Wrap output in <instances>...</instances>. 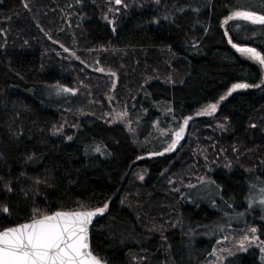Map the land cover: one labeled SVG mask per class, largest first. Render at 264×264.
Here are the masks:
<instances>
[{"label": "trees", "instance_id": "trees-1", "mask_svg": "<svg viewBox=\"0 0 264 264\" xmlns=\"http://www.w3.org/2000/svg\"><path fill=\"white\" fill-rule=\"evenodd\" d=\"M114 1L0 0V230L34 214L106 204L89 244L109 264H138L134 254L153 258L150 264H202L230 228L255 225L264 239L262 71L231 46L223 26L235 11L264 16V0ZM227 28L235 42L264 53V24L233 20ZM53 39L82 52L107 50L100 60L119 70L121 102L142 114L138 140L105 116V98L89 87L93 74ZM158 51L175 68L167 80L156 77ZM107 52L123 59L108 60ZM238 82L254 86L192 121L199 151L185 149L188 141L171 151L143 141L161 115L177 126ZM186 161L197 177L179 175ZM137 168L147 170L144 182L135 180ZM163 178L167 195L156 189ZM138 184L141 197L132 193ZM146 191L171 205L169 218L161 205L151 208ZM224 264L264 258L252 246Z\"/></svg>", "mask_w": 264, "mask_h": 264}, {"label": "rangeland", "instance_id": "rangeland-1", "mask_svg": "<svg viewBox=\"0 0 264 264\" xmlns=\"http://www.w3.org/2000/svg\"><path fill=\"white\" fill-rule=\"evenodd\" d=\"M115 4L118 5L116 2H115ZM236 12H247V11L240 10V11H235V12L231 13L228 17H226L223 20V26L227 30L231 46L233 48H235L244 58H247L251 61H254L255 63H257L260 66L261 71H262V79H261L259 84H262V83H264V64H260L257 60L251 58L247 54L241 53L238 49L239 48H254L262 56H264V53L261 51L260 48H258L256 46L248 45V44H240V43L235 42L231 38V35L228 31L227 26H228V23L230 21L241 20V21L252 22L251 20H245L242 17H236V18L229 20L228 18L232 17L233 14ZM113 13H115V11H113ZM225 21H227V23H225ZM53 41L55 43H57L58 45H60L61 50L65 53L66 57L81 63L83 65L86 73H87V70H89L87 75L93 74V77H95V80H97L95 87H93L92 84H91V86H89L87 83H84L83 87L89 86L90 90H92V92L95 93V91H96V93L99 92L103 95V97L105 98V103L107 104V107H108V109L105 112V116L113 122H120V123L125 124L128 127V129L131 131L132 136L136 140H138V138L141 136V132L143 131L142 130L143 121L140 119L142 114L135 113L130 107L127 106L128 102L126 104L121 102L124 99V93L121 92V89H120V83H119L120 72L117 68L112 66L111 63H107L105 61L103 63L100 60V58H103L101 56V54H104L107 50H104V48H98V50H89V51L85 50L82 52L80 50H77V48H75V47L70 48V47L64 45L63 43L58 42L55 39H53ZM233 45H235V47ZM123 56H125V55H123ZM129 56H130V54L127 55L126 57H129ZM157 56H158V58L163 57V59L160 60L161 64H158V63L155 64V65H158V68L155 71L158 74H157V76L156 75L155 76L162 78L164 80H167V77H165V75L168 72L170 73L173 69H175L173 67L172 62H171V58H169L170 59L169 60L168 59L169 54H167V53L165 54V52L163 54V51H158ZM105 58H107L108 60H112V61H114L115 59H118V60H120V62H121V59H123L122 57H119V55H116L112 52H107ZM136 62H137L138 67L140 68L141 61L137 60ZM121 65H122V63H121ZM141 65H142V63H141ZM100 69H103V71H100ZM237 84H247V85H249V87L238 88L235 90L248 89V88H252L254 86L252 84L245 83V82H238V83L233 84L229 88V90L225 94L222 95V97L219 100L203 105L193 115H190V116L180 120L177 126L172 125L174 121H170V120H169L170 124L167 125V122L164 121V115H161V118L157 119L153 123L151 133L147 134L148 137L143 139V141H147V140L148 141H161L163 143H166V146H167L166 149L168 150L173 145V143L177 141L176 133L179 132L181 128H183L184 131L181 135V138L178 141L179 143L174 147V149L178 145H181L185 141H188L187 142L188 144H186V147H184L185 149H189V146H192L190 148L191 149L190 151H194V152L199 151L202 148V146L200 144L201 140L198 137L199 131L198 130H196L194 132L191 131L190 125L192 124V121H194V119H200L202 117L214 116L217 113L222 102H224L227 99V97L232 92L235 91V90L233 91L232 89H233L234 85H237ZM87 101H88V104H93L92 99H87ZM212 104L217 105L216 111L214 113H212L211 115L202 114V113H205V109H207ZM132 105H133V103H132ZM162 105L163 104H161L160 106H162ZM167 108H168L167 106H163L161 109H165V111H167ZM185 120L188 121V123L186 125L184 123ZM200 128H198V129H200ZM203 129H206V128H203ZM191 139H194V141H191ZM184 153H186V152L184 151ZM180 161H181V163L185 162V160L183 158H181ZM186 162H187V164H184V165H187V169H183L181 171V173H179V175H181L184 178H193L194 176L197 177L198 172L193 174V172H191L193 170V168H191L188 161H186ZM198 169H200V167ZM146 175H147V170H145L143 168H137L134 171L135 180L138 181L139 183L145 181ZM168 176H167V179H169ZM164 179L165 178H163V180L162 179L160 180V184L158 187H156V189H157V192H164V193H166L165 195H167V192H165L167 187L164 184ZM171 180L172 179H170V181ZM138 187H139V189L134 190V192H132V193L136 197H138V196L141 197L143 192H144V189H143L142 185L138 184ZM146 194H147V200L149 201V203H152L151 208L157 206L159 208V210L161 211V207H160V205H161L162 208H165V215L167 216V218H169L171 216L170 214H172V208H171L170 204H168L167 202H163L161 200H156V198H154V196H153V193H149L148 191H146ZM158 208H156L155 213H160V211H158ZM253 229H255V231H252ZM162 235H164V234L162 233ZM242 241H243V244L241 243ZM252 246H256L261 251L263 258H264V239H262L259 236L258 229L255 225H251V226H249L245 229H241V230H235L233 228H230L226 232L224 237L221 238L217 242V244L214 247L210 256L202 264H224V261L228 255L235 253V252L247 250L248 248H250ZM138 256H140V257L138 258ZM141 256H142V254H138V255L134 254L135 261H140L138 264H150V261L153 259L151 257L147 258L146 256H143V257H141Z\"/></svg>", "mask_w": 264, "mask_h": 264}, {"label": "snow or ice", "instance_id": "snow-or-ice-1", "mask_svg": "<svg viewBox=\"0 0 264 264\" xmlns=\"http://www.w3.org/2000/svg\"><path fill=\"white\" fill-rule=\"evenodd\" d=\"M115 2L120 4L121 0ZM236 17L264 24V16H257L252 12H236L228 19ZM238 50L264 64V56L256 49L239 48ZM247 87H249L247 84H237L232 90ZM216 108L217 105L212 104L202 114L211 115ZM184 123L186 125L188 121L185 120ZM183 131L184 129L181 128L176 133V142L181 138ZM176 142L168 149L169 151L174 149ZM260 203L264 204V199L260 200ZM106 209L105 204L104 207L94 211L55 212L51 215H42L38 219L34 214L30 223L0 230V264H101L89 250L88 226L95 216L103 215ZM2 210L8 211L7 208ZM241 243L243 244V241Z\"/></svg>", "mask_w": 264, "mask_h": 264}, {"label": "water", "instance_id": "water-1", "mask_svg": "<svg viewBox=\"0 0 264 264\" xmlns=\"http://www.w3.org/2000/svg\"><path fill=\"white\" fill-rule=\"evenodd\" d=\"M179 142H176L175 143V146L178 144ZM94 211L95 209H84V210H57V211H54V212H52V213H49V214H46V215H51V214H54L55 212H72V211ZM99 215H97V216H95L93 219H92V222L89 224V226H88V243H89V233H90V227H91V225L93 224V222L96 220V218L98 217ZM41 217V216H40ZM40 217H37V219L38 218H40ZM31 222V220H28V221H26V222H23V223H19V224H15V225H12V226H9V227H6V228H4V229H2V230H6L7 228H10V227H17V226H19V225H21V224H25V223H30ZM89 250H90V244H89ZM91 251V250H90ZM92 252V251H91ZM92 254L94 255V256H96V258L98 259V260H100V262H101V264H109V263H107L106 261H104V260H102L100 257H98L97 255H95L93 252H92Z\"/></svg>", "mask_w": 264, "mask_h": 264}]
</instances>
